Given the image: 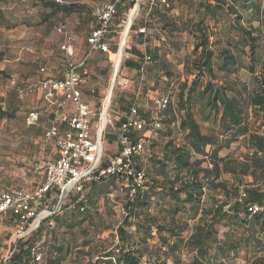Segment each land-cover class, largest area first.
<instances>
[{"label": "trees", "instance_id": "1", "mask_svg": "<svg viewBox=\"0 0 264 264\" xmlns=\"http://www.w3.org/2000/svg\"><path fill=\"white\" fill-rule=\"evenodd\" d=\"M191 1L196 3V12L200 16L198 23L191 19L182 21L170 14L174 9V0H167L168 7L154 6L149 13V22H160V31L167 38H174L178 33H187L194 38L193 59L187 56L179 63L185 72L193 75V79L178 83L176 103L159 113L161 127L153 133L150 142L152 157L144 166L151 183L149 191L133 201L128 200L125 205L128 215L122 224L114 228L110 221L104 226L105 230L115 229L121 252L117 254L110 250L91 258L84 252V248L89 249L91 244L85 230H81L83 240L81 246H77V230L85 223L90 227L98 225L92 215L97 201L106 198L112 188L121 184L119 177L109 176L86 185L90 187L87 194L78 200L72 199L69 204L65 202L63 211L61 209L58 214L43 219L37 229L20 238L13 246L10 259L4 264H113L112 257L122 264H167L168 260L171 264H183V254L192 256L186 264H224L225 260L235 258L241 251H245L249 264H264V256L258 255L264 250V212L251 217L247 212L250 206L264 204V189L257 186L243 187L244 196L239 199L241 178L251 177L256 182L264 177V135L249 133L246 125L248 111L252 115L264 113V54L260 34L256 27L246 29L241 26L242 18L236 5L230 7L224 0H186V3L190 4ZM38 3L40 7L49 9L50 14L62 12L70 15L75 11L74 5L65 7L51 0H38ZM131 4L134 6L133 2ZM250 7L251 12L259 13L258 5L251 3ZM223 12L235 19L233 26L238 38L235 42L227 40L225 46L219 48V40L211 42L214 34L205 20L211 18L216 22ZM135 16L136 9L131 10L126 23L130 24ZM156 51L155 48L148 52L150 62L146 67L154 62L156 67L165 69L164 75L170 82L173 72ZM115 52L108 53L110 61ZM245 55L248 59L245 70L251 78V88L227 80L237 75L240 69L238 59ZM141 59L142 55L138 57L137 63L125 59L121 68L137 70ZM215 71L221 73L220 78ZM0 75L4 73L0 71ZM200 84H203V88L198 91ZM195 95L204 104V121L215 120L218 116L222 125H225V133L229 134L228 139L218 142L214 135L201 133L191 111V100ZM144 96L145 90L140 101ZM138 113L140 117L150 120V115ZM2 117L11 118L12 115L0 110ZM123 121L122 118L119 125ZM141 133L133 135L139 136ZM179 136H183V140H179ZM238 136L243 137L246 149L251 151L245 154V160L219 158V152L228 149ZM206 147H210L211 151L208 152ZM194 157L197 158L193 160ZM206 163V167H202ZM223 172L230 174L236 184L228 187L227 182H219ZM207 190L221 193L223 202L207 197L211 203L205 204L203 198ZM42 204L48 205L45 201ZM151 207L152 213L149 212ZM7 217L11 221L16 218L13 214ZM133 224L135 234L140 235L139 247L132 243V235L123 230ZM222 224L233 230L227 231L224 239L220 240L216 226ZM257 224L258 231L255 230ZM241 227H244V234L236 236V231ZM260 233L263 236L261 238ZM148 241L152 242L149 249ZM72 249L74 258H71ZM145 254L149 256L143 260ZM38 255L41 259L36 262ZM81 256L89 258L83 260Z\"/></svg>", "mask_w": 264, "mask_h": 264}, {"label": "rangeland", "instance_id": "2", "mask_svg": "<svg viewBox=\"0 0 264 264\" xmlns=\"http://www.w3.org/2000/svg\"><path fill=\"white\" fill-rule=\"evenodd\" d=\"M60 1L62 3L59 5L65 7L74 5L75 11L70 15H65L62 12L50 14L49 9L40 7L38 0H0V48L4 49L6 45L8 46L6 50L4 49V59L8 58L10 63L5 65L4 75H0V110L12 115L11 118H0V185L5 190L36 191L45 179L46 163L57 158L54 143L43 138V132L48 128L50 122L47 119L49 111L45 107L46 101L44 96L41 95V90H35L27 95H20L19 92L28 83L42 80V77L47 76L46 74L55 79L60 78L66 68L84 58L89 50L88 35L98 24L92 13L93 9L109 4L114 0ZM224 1L230 7L236 5V10L242 18V27L246 29L252 26L258 28L261 50L262 54H264V0ZM132 2L134 6H132ZM251 3L259 6V13L256 14L250 11ZM137 4H139V13L133 20L126 36V44L124 43L125 47L123 46L124 58L121 65L125 59L137 63L138 57L143 54L149 55L148 52H152L156 48L158 56L169 65L168 69L173 72V77L170 82H167V78L164 75L165 69L156 67L154 62H152L146 67L147 71L143 77V82L138 86L140 79L137 73L138 70L128 67L121 68L120 66L121 70L119 69L120 72L114 82L111 106L108 111L107 119L109 123L103 133V161L107 157L117 154L119 150L115 136L116 130L121 119L128 111L132 94L138 88L145 90V96L139 102L140 115L155 116L151 99L155 98L156 95H161L168 97L175 104L176 96L179 92V85L177 84L193 79V75L185 72L179 63L187 56L193 59L194 38L187 33L175 34V37H170V39L164 36L160 31V22H149L148 20V0H127L122 3L123 6L112 20L106 35L109 52L117 51L122 39V32L124 36L123 30L127 25L126 17L128 12L133 10ZM195 4L193 1L189 4L186 3V0H174V9L170 14L179 17L182 21L191 19L194 23H198L200 16L196 12ZM234 22L233 16L225 12L219 15L216 22L211 18H206L205 24L209 26L214 34L211 42L214 43L219 40V48L224 47L227 40L235 42L238 34L234 31ZM132 27H136L135 30H131ZM141 28H145L144 36L137 35L138 29ZM65 43L70 45L71 52H66L62 49ZM127 53L132 54L133 57ZM113 59L114 57H111L110 61L108 54L103 55L93 52L88 61V69L91 74L88 82L83 85L82 102L98 112L102 109V99L106 96L113 74ZM238 60L240 69L237 75L230 76L227 80L230 82L235 81L238 84H246L251 88V78L245 70V65L248 62L247 56H241ZM42 67L46 69L45 73L40 72ZM215 73L220 78L221 73L216 71ZM122 79H126V83L122 84ZM89 87L96 89L97 94L95 96L88 93ZM202 88L203 84H200L198 91H201ZM203 107V102L196 95L193 96L191 111L199 124L201 133L214 135L218 142L228 139L229 134L225 133V125H222L218 116L215 120L204 121L206 110L204 111ZM31 112H37L39 115V123L33 126H29L25 122V118ZM247 116L246 125L248 132L264 135V113L252 115L248 111ZM93 121L95 123V118ZM181 139L183 140V136H179V140ZM163 144L164 142L159 147L161 148ZM206 150L208 152L211 151L210 147H206ZM154 152L157 151L155 150ZM250 152L246 149L243 137L238 136V139L230 144L228 149H222L218 156L219 158L224 157L243 161L245 160V154H250ZM195 158L197 157H194L193 160ZM206 165L207 163L203 164L202 167L205 168ZM223 181L229 184L228 187L236 184L233 177L225 172L219 179V182ZM241 182V188L257 186L264 189V183H262L264 182V177L256 182L251 177H243ZM89 188H85L83 195L89 192ZM204 194L203 200L205 204L207 202L211 203L207 197H213L221 202L224 200L223 195L219 192L207 190ZM45 200L46 196L43 197L42 203ZM127 202L126 191L118 185L116 188H112L106 198L97 201L96 210L92 212V215L98 225L90 227L85 223L76 232L78 247L81 246L80 244L83 240L81 230H85L88 233L91 244L89 249L87 247L84 248L85 254H89L91 258H94L97 255L106 254L110 250L114 251L119 246V237L116 235L115 229L105 230L104 226L111 221L112 226L116 228L124 222V218L120 214V208H125ZM225 209L227 210L228 207ZM152 212L150 211V213ZM179 217L186 219L185 216L179 215ZM216 229L219 232L220 240L224 239L227 231L233 230V228L225 227L223 224L216 226ZM258 229L259 226L257 224L255 225V230L258 231ZM123 230L125 233L128 232L132 235V243L138 244L137 246L139 247L140 235L135 234L134 224L131 227H125ZM243 230L244 227L238 229L236 236L244 234ZM259 237H263L261 233ZM19 239L15 223L9 220L8 217L0 218V264H4L5 261L10 259L13 246ZM147 244L149 249L152 246V242L148 241ZM72 251L71 258H74L75 253ZM258 255L264 256V250ZM148 256L145 254L143 260L147 259ZM83 257L81 256L80 259L86 260L89 258L88 256ZM191 258V255L183 254L182 263L186 264ZM246 258L245 251H241L235 258L228 261L225 260L224 264H249ZM168 262L171 263L170 260Z\"/></svg>", "mask_w": 264, "mask_h": 264}, {"label": "built area", "instance_id": "3", "mask_svg": "<svg viewBox=\"0 0 264 264\" xmlns=\"http://www.w3.org/2000/svg\"><path fill=\"white\" fill-rule=\"evenodd\" d=\"M53 1L58 4L62 3L60 0ZM148 3V13L156 5L164 7L169 5L167 0H148ZM119 4V0H114L112 3L93 9L92 13L98 24L88 35L89 50L84 58L66 68L60 79H42L38 82L28 83L19 92L20 95H27L40 88L45 90V98L53 107L52 116L54 118L48 128L44 130L43 138L54 143L57 154L55 160L46 163L45 179L36 191L20 189L9 191L3 189L0 185V218H5L10 214L16 216L13 221L16 224L17 234L20 238L26 237L27 234L37 229L43 219L58 214L66 201L71 202L72 199L77 198L78 200L81 198L86 185L92 182L107 179L109 176L119 177L121 179L120 186L126 191L129 201H133L137 196L148 192L151 187L144 168L148 159L152 157L150 142L153 139V133L161 127L159 113L174 103L168 97L156 95L155 98L151 99L155 116L150 115L148 121L140 117L138 113L139 101L143 93L142 88H138L132 94L131 104L123 117V123L116 130L115 136L119 150L117 154L109 156L103 161V133L109 120L107 119V124L102 130L101 144L99 143V132L101 131L99 128L102 127L104 122L102 110L104 109L106 96L102 99L100 112L82 102V86L91 74L88 69L91 53L98 52L103 55L109 53L106 35L112 20L118 14ZM138 13L139 8L136 11L135 18ZM137 35L144 36L145 28L138 29ZM62 49L71 52L68 43H65ZM116 57L117 54L115 53L113 66ZM123 58L124 55L122 60ZM149 62L150 57L143 54L137 69L140 78L138 86L143 82L146 65ZM121 82L122 84L126 83V79H122ZM88 93L94 96L97 94L96 89L92 87ZM67 103L72 105L71 110L67 109ZM106 118H108V114ZM38 120L39 115L37 112H31L25 118V122L29 126L36 125L39 123ZM61 126H64L65 130L61 131ZM140 131L142 133L139 136L133 135ZM103 162L105 163L104 166L102 165ZM242 189L240 200L244 196ZM45 196V202L48 205L42 204V199ZM54 198L56 199L55 202H53ZM247 212L250 215L249 217L258 212H264V204L250 206L247 208ZM120 214L125 218L128 215L127 209L120 208ZM114 252L117 254L121 252L119 246L116 247ZM40 259L41 257L38 255L35 261L38 262ZM111 260L113 264H122L116 262L113 257Z\"/></svg>", "mask_w": 264, "mask_h": 264}, {"label": "crops", "instance_id": "4", "mask_svg": "<svg viewBox=\"0 0 264 264\" xmlns=\"http://www.w3.org/2000/svg\"><path fill=\"white\" fill-rule=\"evenodd\" d=\"M51 1H53V0H51ZM112 3V2H111ZM122 3L123 2H120V7H119V9L123 6L122 5ZM118 12H119V10H118ZM6 25V24H5ZM4 46V45H3ZM8 48V46L6 45L5 47H4V49L6 50ZM4 49L3 48H0V66H1V68H0V71L1 72H4V68H5V65L6 64H10L9 63V59L8 58H6V59H4ZM129 56H131V57H133V55L132 54H130V53H127ZM78 61H80V60H78ZM78 61H76L75 63H77ZM124 69V68H123ZM45 71H46V69L44 68V67H42V68H40V72H42V73H45ZM137 73H138V71H137ZM47 76L46 77H42V79L44 80V79H53V80H56V79H60L61 77H62V75H61V77L60 78H53L52 76H50V75H48V74H46ZM89 80V79H88ZM88 80L86 81V83L88 82ZM85 83V84H86ZM84 84V85H85ZM82 88H83V86H82ZM89 88H91V87H89ZM93 88V87H92ZM84 89V88H83ZM40 91L41 90V95L42 96H44V99H45V101H46V103H45V107L47 108V111H49V114H48V116H47V119H48V122H50L51 123V121L53 120V116H52V111H53V107H52V105H50V102L45 98V90L44 89H37V91ZM89 91V90H88ZM67 106V109H72V105H70L69 103H67L66 104ZM63 130H65V127L64 126H61V131H63ZM57 156V155H56ZM69 203H70V201H68ZM67 202V203H68ZM150 211H153V208L151 207L150 209H149V212ZM181 258H182V256H181ZM169 261V260H168ZM167 261V264H171V263H169Z\"/></svg>", "mask_w": 264, "mask_h": 264}, {"label": "water", "instance_id": "5", "mask_svg": "<svg viewBox=\"0 0 264 264\" xmlns=\"http://www.w3.org/2000/svg\"><path fill=\"white\" fill-rule=\"evenodd\" d=\"M138 8H139V4H137L135 7H134V9H136V11L138 10ZM133 9V10H134ZM129 13H130V11H129ZM128 13V14H129ZM133 20H134V18L132 19V22H130V24H129V22L128 23H126L127 25L125 26V28H124V36H122V39H121V42H120V44H126V39H127V34H128V32H129V29H130V27H131V25H132V23H133ZM129 24V25H128ZM128 26V27H127ZM124 44V45H125ZM123 45V46H124ZM122 51H123V49H121L120 50V45L118 46V49H117V51H116V54H117V57H116V62H115V64H114V66H113V68H112V71H113V74H112V76H113V80H110V84H109V94L112 92V90H113V84H114V82H115V79H116V77H117V75L119 74V68H120V64H121V61H122V57H123V54H122ZM112 78V77H111ZM104 110V109H103ZM103 110H102V113H103ZM104 119H105V117H104ZM103 126V125H102ZM101 135H102V130L99 132V143L101 144ZM60 201V200H59Z\"/></svg>", "mask_w": 264, "mask_h": 264}, {"label": "bare ground", "instance_id": "6", "mask_svg": "<svg viewBox=\"0 0 264 264\" xmlns=\"http://www.w3.org/2000/svg\"><path fill=\"white\" fill-rule=\"evenodd\" d=\"M122 36H123V32H122ZM119 45H120V50L124 48L123 47V43L122 44H119ZM111 80H113V76H112ZM113 89H114V84H113ZM112 95H113V90L109 94V88H108V91L106 93V101L104 102V104H105L104 105V110H103V113H102V117H103L104 122H103V126L102 127L100 126L99 130H103L105 128L106 124H107V118H106V116H107L108 111H109V107H110V102H111V99H112ZM104 117H105V119H104Z\"/></svg>", "mask_w": 264, "mask_h": 264}]
</instances>
